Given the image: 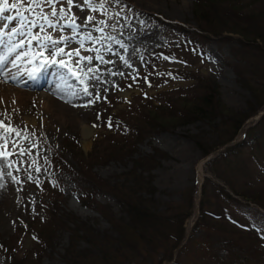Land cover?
Here are the masks:
<instances>
[{
	"label": "rangeland",
	"instance_id": "rangeland-1",
	"mask_svg": "<svg viewBox=\"0 0 264 264\" xmlns=\"http://www.w3.org/2000/svg\"><path fill=\"white\" fill-rule=\"evenodd\" d=\"M13 4L17 7L13 8ZM193 4L194 0H120L119 3L109 0L105 5L107 15H103L99 11H90L84 0H73L71 14L77 18L76 24H83L89 16L94 17V20L80 28L78 33H73L71 28L60 26L71 23L65 19L56 28H46V34L53 39L71 38L69 43L58 46L64 47L66 52L79 51V57H72L73 67H76L75 61L81 57H92L90 64L83 61L80 67L84 72L91 67L93 71H87L85 76L77 68V78L67 68L59 66L61 59L68 60L66 56L55 57L57 64H42L44 57L49 61L52 59L50 44L43 49L36 41L28 44L29 33L41 36L45 34L39 33L38 28L31 27V22L37 21L40 8L32 12L26 10L30 8L29 4L21 3L20 0H8V7L0 13V26L4 23V34H10L8 37L12 36L13 39L7 40L4 47L0 45V55L1 47L6 51L5 46L23 40L25 47L17 49V52L22 55L31 47L35 52L42 51L43 56L29 63L28 57L21 60L14 54V62L19 61L20 65L27 62V65L21 68L17 62L12 67L13 71L8 73L1 69L6 78L0 77V80L10 84L8 86L18 87L13 79L21 77L22 80L32 81V87H18L19 98L14 96L7 102L0 98V121L5 127L19 129L22 136L28 137L25 140L11 133L6 149L10 155L0 159V185H3L0 187V264H17L19 261L22 264H69L65 257L70 245L76 254L79 250L88 249L91 238L96 235L115 237L111 223L113 220H125L123 207L108 193L111 191L110 187L92 189L83 180L91 179L109 186H118L130 180V175L136 172V166L146 163L149 171L143 172L142 176L152 188L149 189L151 194L143 195L144 197L152 198L160 211L171 206L170 212L173 214L192 207L190 216L183 223L185 237L181 245L173 250L172 261L165 264H219L215 253L224 255V248L218 244V240L197 228L203 199L202 187L206 179L209 181V187L206 188L209 207L205 209L208 214L211 211L220 213L229 223L257 232L262 243L256 246L255 252L251 251L252 258L256 252L264 251V212L234 196L222 181L211 175L205 165L206 157H202L191 139L199 133L210 132L212 126L207 122L197 121L176 127L172 131L156 132L133 144L124 143L122 136L116 131L117 118L125 120L134 111L142 109L145 102L157 105L161 94L192 83L191 80L180 77L165 80L160 78L161 74L152 71L146 80L139 81L142 61L159 51L170 49L161 62L155 63V70L169 68L180 73L211 77L217 85L219 101L233 111H244L252 101V90L264 83V74L255 70L264 68V58L251 48H242L240 55L235 53V50L240 49L236 35L228 34L202 41L192 33L189 37L191 45L187 42L177 49L181 35L171 27L182 25L194 29ZM61 7L67 9L68 5H57V9ZM43 12L48 14L50 8L43 7ZM50 19L56 21L55 17ZM101 20L107 26L97 23ZM38 23L44 21L39 20ZM97 27H103V32L95 31ZM89 33L98 42L84 40ZM134 37L153 40L150 44L141 43L132 48L119 46L118 42H126ZM191 39L196 40V46ZM81 40H84L83 47L80 45ZM100 56L106 63L97 58ZM33 69L34 76L29 75ZM36 70L40 71L39 75L35 74ZM108 70L111 72L107 82L98 88L95 77L104 76ZM56 71L61 72L62 76L60 83L55 78V85L49 87H54L55 91L40 86L44 83L43 77L48 81L55 77ZM78 79L84 86L92 87L82 97L81 93H72L68 84L72 85ZM63 83L67 89H60ZM63 90L75 102L74 112L50 108L44 100L37 97L39 94L43 97H60L64 94ZM32 93L37 95L33 96ZM97 95L100 99H96ZM75 96L78 102L74 99ZM262 112L250 118L230 143L229 146L244 143L239 153L234 157L228 156L225 161L222 159L224 163L232 165L236 171L234 177L240 184L249 182L258 187L264 184V136L256 139L246 135ZM261 128L260 126L256 132ZM0 132H4V129L0 128ZM87 132L89 134L86 136ZM3 144L4 141L0 140V145ZM16 144L22 145V148L14 146ZM112 146L124 148L115 157L100 160L95 158L98 155L93 154L95 150ZM226 147L216 150L209 158L222 154ZM21 150L30 154L20 155ZM37 167L39 171H36ZM220 187L239 204L232 201L221 202V193L218 191ZM221 221L217 224L222 223ZM213 223L206 221L211 228ZM227 226L230 233L231 226ZM76 231L78 232L75 233ZM91 232L93 234H89ZM211 233L223 238L231 236L215 230ZM43 237L51 238L48 241L50 248H46L47 250L43 248ZM232 241L238 242V237H233ZM161 250L157 253H161ZM257 256L259 257V253ZM261 256L260 260L264 261V254Z\"/></svg>",
	"mask_w": 264,
	"mask_h": 264
},
{
	"label": "trees",
	"instance_id": "trees-1",
	"mask_svg": "<svg viewBox=\"0 0 264 264\" xmlns=\"http://www.w3.org/2000/svg\"><path fill=\"white\" fill-rule=\"evenodd\" d=\"M192 21L194 29H188L182 25L171 27L181 35V42L177 45V49L183 47L187 42L190 44L189 37L192 33L202 41L211 39V37H223L231 34L232 36L236 35L240 42V49L235 50V53L240 55L242 48H251L264 58V0H194ZM192 41L196 46V40ZM169 51L170 49L159 51L146 57L142 61L138 80H146L152 71L161 74L160 78L165 80L180 77V79L191 80L192 83L187 87L161 94L162 96L158 97L160 101L157 105L145 102L142 109L134 111L125 120L117 118L116 131L122 136L121 139L124 143L133 144L135 141H142L146 136L151 137L156 132L172 131L176 127L197 121L207 122L210 127L212 126L210 132H202L191 137L202 157H208L216 150L224 146L227 147L222 154L209 159L205 163L206 168L211 175L222 181L234 196L257 206L264 212V184L258 187V185L254 186L249 182L238 183L234 177L236 171L232 165L224 163L228 156H236L244 144L236 143L229 146L246 122L259 112L264 111V83L258 84L259 88L254 87L256 89L252 90V101L246 105L244 111H233L219 101L217 85L211 77L180 73L178 70L169 68L161 71L155 70V63L161 62L162 57ZM255 70L264 74V68ZM260 126L262 127L260 131L256 132ZM249 131L246 135H251L256 139H259V136H264V114L259 117L255 125L249 128ZM123 148L122 146H112L99 151L95 150L93 154H98L95 156L97 160L106 159L117 156L116 154ZM147 164L136 166L137 174L133 172L130 175V180L118 186L82 179L92 189L100 190L105 186L110 187L111 191L108 193L114 196L119 205L123 207L126 218L125 220L120 219L118 222L112 221L115 237L96 235L91 238L88 249L79 250L76 254L72 250L73 246L70 245L65 257L69 264H141V262L147 261H150V264H165L172 261L173 250L181 245L185 237L183 223L190 216L192 207L187 211L181 209L173 214L170 212L171 206L160 211L159 206L155 205L152 198L144 197L143 195L151 194L149 189L152 188L146 182L148 180L142 176L143 172L149 171ZM208 183L209 181L206 179L202 187L203 199L200 203L197 228L207 232L212 239L218 240V244L224 248V255L215 253L218 263L264 264V261L260 260L264 251L256 252L252 258L251 251L255 252L256 246L262 243L257 232L237 227L224 219L220 213L211 211L208 214L205 210L209 207L206 194ZM218 191L221 193V202L238 203L222 187ZM207 220L214 222L211 225L212 228L206 224ZM218 221L222 223L217 224ZM227 225L231 226L230 233ZM214 230L231 236L217 237L211 233ZM89 234H93V232ZM233 237H238L239 241H232ZM249 238H251L250 241ZM49 239L51 238L43 237L44 249L50 248ZM140 244L143 245L140 246ZM158 250L162 252L157 253ZM210 252L211 250L208 253ZM13 261L16 262V260ZM19 262L17 264L23 263Z\"/></svg>",
	"mask_w": 264,
	"mask_h": 264
},
{
	"label": "snow or ice",
	"instance_id": "snow-or-ice-1",
	"mask_svg": "<svg viewBox=\"0 0 264 264\" xmlns=\"http://www.w3.org/2000/svg\"><path fill=\"white\" fill-rule=\"evenodd\" d=\"M21 3H27L30 5L29 11L35 12L37 8H40V13L38 14L37 21H32L31 22V27H36L39 29V33H45L43 36L39 34H28V44L31 45L33 41H36L37 44L40 45L41 49L46 48L49 44L51 45L52 52L50 55H52L51 61L48 60L47 57H44L42 60V64L46 65L48 63L52 64H57V60L55 57H68V60L61 59L59 61V66L61 68H67L68 72L73 75L74 77H78L77 73V68L80 69V72H82L85 76L87 75L86 72H84L83 68H80V65L83 61H87V63H91L92 57H81L80 59L75 61L76 67L72 66V57L73 56H80L79 51H74V52H66L64 47H60L58 45H62L65 43H69L70 39H65L64 37H61L59 39H53L50 35L46 34V28H56L58 25H60V21L68 19L71 21V23H68L66 25H60L61 27H68L71 28L73 33H78L79 29L82 27H86L88 23H91L94 20V17H87L86 20L84 21L83 24H76L75 20L77 19L74 15L71 14V9L73 7V0H20ZM116 3H119L120 0H115ZM61 3H66L68 5L67 9L61 7L57 9V5ZM109 3V0H84V4L88 7L90 11L93 12H101L103 15H107V8L105 5ZM8 7V0H0V13H2L6 8ZM13 8H16L17 5L13 4ZM43 7H48L50 8V12L48 14H45L43 12ZM50 17H55L56 21L54 22ZM39 20H43L44 23H38ZM99 25H104L107 26L105 21H98L97 22ZM95 31L103 32V27H97ZM21 35H24V33H21ZM11 37H9V41H11ZM84 40L96 43L98 42L97 40L93 39V36L91 33H89L86 37H84ZM84 40L80 41L81 47H83ZM4 43L3 36L0 35V45ZM123 47V45H121ZM25 44L23 41L17 42V43H10V47L7 49V54L6 55H0V65H3L4 63L7 62V56L15 54L17 58L23 59L24 57L29 58V63H32L35 59L42 57L43 52H35L31 47H29L28 51H25L22 55L17 52V49L24 48ZM100 59L102 63H106V61L103 60V57H97ZM131 67V65H128ZM88 72L93 71V69L88 68ZM35 72V69H33V72H30L29 75H33ZM115 75L116 73H112ZM95 80L97 83L100 82V77L97 76L95 77ZM85 94H88V87L86 86L84 88ZM96 99H100L99 95L96 96ZM95 126V125H94ZM111 127V123L109 124ZM0 128L4 129V132H0V140L4 141L3 145H0V157L6 158L7 156L10 155V153L6 150L7 149V144L9 142L10 134L15 133L17 137H21L22 139H28V137L22 136V133L19 129L5 127L3 122L0 121ZM5 133H8V135H5ZM16 147H21L22 145L16 144L14 145ZM20 155H29L30 153L26 150H21ZM35 163V162H34ZM40 169L37 167L36 171H39ZM18 182V181H17ZM0 187H3V185H0Z\"/></svg>",
	"mask_w": 264,
	"mask_h": 264
},
{
	"label": "bare ground",
	"instance_id": "bare-ground-1",
	"mask_svg": "<svg viewBox=\"0 0 264 264\" xmlns=\"http://www.w3.org/2000/svg\"><path fill=\"white\" fill-rule=\"evenodd\" d=\"M9 22V21H8ZM12 25V24H11ZM23 25V24H22ZM9 26V25H8ZM12 27V26H11ZM25 27V26H24ZM7 29H9L8 27H7ZM11 30H13V29H11ZM16 30V29H15ZM4 31H5V24L3 23L1 26H0V35H2L3 36V39L5 40L4 41V43L7 41V40H9V37L8 36H10V34L9 35H5L4 34ZM7 31V30H6ZM16 34V33H15ZM12 35V34H11ZM27 36V35H26ZM24 37H25V35H24ZM11 38L13 39V37L11 36ZM120 40H122V39H120ZM152 40L153 39H151V38H141V39H138L137 37H134V38H132L131 40H128V41H126V42H118L119 43V46L120 45H123L124 47H128V48H132V47H134V46H137V45H139V44H141V43H144V44H150L151 42H152ZM23 41V40H22ZM4 43L2 44V46L4 47ZM8 47H10V46H5V50L6 51H3V48L1 47V49H2V55H6L7 54V49H8ZM126 47V48H127ZM114 49H116V48H114ZM124 49V48H123ZM104 50V49H103ZM110 50V49H109ZM127 51V50H126ZM19 53V52H18ZM97 53V52H96ZM106 53V52H105ZM113 53V52H112ZM23 54V53H22ZM118 56V55H117ZM15 58V55L14 54H12V55H8L7 56V62L6 63H4L3 65H0V77L1 78H3V79H5L6 77V75H5V73H2L1 72V69H3V71L4 72H6V73H8V72H10L11 70L13 71V66H15V65H17V62H18V64L20 63L19 61H17V62H14L16 59H14ZM124 58V57H123ZM14 59V60H13ZM28 59V58H27ZM29 60V59H28ZM27 63V62H26ZM26 63H23L22 65H20L21 66V68H22V66H26L27 64ZM38 65V64H37ZM34 66H35V64H34ZM38 67V66H37ZM28 68V67H27ZM81 68V67H80ZM18 69V68H17ZM40 69V68H39ZM46 69V68H45ZM91 69H92V67H91ZM104 69V68H103ZM84 70V69H83ZM96 70V69H95ZM107 70V69H106ZM30 71V70H29ZM37 71V70H36ZM105 71V70H104ZM28 72V71H27ZM32 72V71H31ZM87 72V71H86ZM110 72L111 71H107V72H105L104 73V76L105 77H107V79L104 77V76H99L100 77V82L99 83H96V86L98 87V88H100L101 87V85H102V83H104V82H107V80H108V78H109V74H110ZM11 73H13V72H11ZM47 73V72H46ZM98 73H99V71H98ZM10 74V73H9ZM36 75H39L40 74V71H37V73H35ZM19 75V74H18ZM84 75V74H83ZM109 75V76H108ZM16 76V75H15ZM25 76V75H24ZM28 76V75H27ZM34 76V75H33ZM60 76H62V74H61V72H58V71H56V73H55V77L54 78H52V79H50V80H46V77H43L44 78V85L43 84H41L40 86H44L46 89H49V90H52V91H55V89H54V87L53 88H49L50 86H52L54 83H56L55 81H56V79H57V82L58 83H60L61 82V77ZM89 76V75H88ZM91 76V75H90ZM104 77V78H103ZM24 78V77H23ZM48 78V77H47ZM56 78V79H55ZM63 78V77H62ZM26 79V78H25ZM77 79V78H76ZM7 80V79H6ZM14 82H15V85L16 86H18V87H20L19 89H21V88H23V87H32V84H31V82L32 81H28V80H22L21 79V77H15L14 79ZM40 80V79H39ZM38 80V81H39ZM37 82V81H36ZM75 83H73L72 85H70V83L68 82V84H69V87H71L72 88V93H75L76 95H80L79 93H81V97L83 96V95H85V92H84V88L86 87V86H84L83 84H82V82H81V80L80 79H78V80H76V81H74ZM38 83H40V82H38ZM8 84V83H7ZM5 84L4 82H2L1 80H0V98H4V101L5 102H7L8 100H10L11 98H13L14 96H16V97H18L19 98V96H20V90H18L17 88L18 87H13V86H8V85H10V84ZM55 85V84H54ZM91 85V84H90ZM62 88H60V89H63V88H66L65 87V83H63L62 85ZM68 86V85H67ZM93 86V85H92ZM103 86V85H102ZM88 87V86H87ZM57 88V87H56ZM68 88V87H67ZM66 88V89H67ZM29 89V88H28ZM33 89V88H32ZM65 89V90H66ZM89 89H92V87H89L88 88V92H89ZM65 90H63L62 92H64V94H61V96L60 97H57V96H46V97H43V95L42 96H40V94L37 96L38 98H40V100L41 101H45V103L47 104L46 106H49L50 108H56V109H59L61 112L63 111V112H74V107H75V102L73 101V99H72V97H71V95H69V94H67V92L65 91ZM75 91V92H74ZM69 92H70V90H69ZM37 93V92H36ZM36 93H32V95L33 96H35V95H37ZM71 93V92H70ZM71 93V94H72ZM73 95V94H72ZM74 99H76L77 100V102H78V99H77V97L75 96V98ZM1 100V99H0ZM3 100V99H2ZM3 102V101H2ZM2 105H3V103H2ZM12 105V104H11ZM16 106V105H15ZM14 107V106H13ZM10 109V108H9ZM40 114V113H39ZM12 118V117H11ZM29 118V117H28ZM22 119V118H21ZM29 121V120H28ZM89 134V132H87L86 133V136ZM85 145L87 146L88 144L87 143H85ZM0 159H1V157H0ZM10 160V159H9ZM1 161V160H0ZM3 162V161H2ZM4 163V162H3ZM0 165H1V162H0ZM5 169V168H4ZM2 170V169H1ZM6 173V172H5ZM5 180V179H4ZM7 181V180H6ZM9 182V181H8ZM3 183V182H2ZM6 189H7V187H6ZM3 190V189H2ZM7 191V190H6ZM8 192V191H7ZM6 195V194H5ZM0 200H1V190H0ZM1 203V202H0Z\"/></svg>",
	"mask_w": 264,
	"mask_h": 264
}]
</instances>
